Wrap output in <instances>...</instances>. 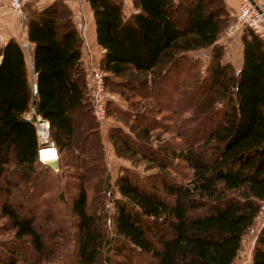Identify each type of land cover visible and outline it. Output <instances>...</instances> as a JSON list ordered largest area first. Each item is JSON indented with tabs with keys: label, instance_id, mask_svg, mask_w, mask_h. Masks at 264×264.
Listing matches in <instances>:
<instances>
[{
	"label": "trees",
	"instance_id": "16d2710c",
	"mask_svg": "<svg viewBox=\"0 0 264 264\" xmlns=\"http://www.w3.org/2000/svg\"><path fill=\"white\" fill-rule=\"evenodd\" d=\"M215 1L131 0L124 16L119 0H86L103 85L130 92H118L125 110L106 104L127 129L109 128L107 140L118 156L152 170L120 167L111 189L72 10L58 0L22 5L31 80L19 43H0V230L10 234L0 240V264L234 263L264 202V37L243 30L234 71L222 61L224 16ZM202 48L209 58L200 77L186 53ZM180 64L183 95L169 104L149 99ZM34 115L48 122L57 169L38 160ZM93 185L110 214L101 195L91 207ZM65 242L68 251L65 244L56 252ZM249 264H264V223Z\"/></svg>",
	"mask_w": 264,
	"mask_h": 264
},
{
	"label": "rangeland",
	"instance_id": "374dc122",
	"mask_svg": "<svg viewBox=\"0 0 264 264\" xmlns=\"http://www.w3.org/2000/svg\"><path fill=\"white\" fill-rule=\"evenodd\" d=\"M52 1L53 0H51L50 2H52ZM58 1L59 2L63 1L62 3L64 5H66V7H68L70 10H72L71 12L73 13V17L76 19V20L75 19H73V20L76 22L75 24H76L77 28L80 30L81 34L83 35L82 36L83 37V44H82V49H81V57H80V63L81 64L80 65H81V68H83L84 73H93V69L96 68L98 59H99L102 51H101L100 47L98 45H96V43L94 41L93 42L89 41V34L86 30V25H85V28L83 27V24H84V18L83 17L87 18L88 11L90 10L88 7V4H87L86 0H58ZM119 1L121 2L123 15L127 16L129 14V12H131L133 10L131 0H119ZM255 1L264 3V0H255ZM179 2L181 5L186 4L185 0H179ZM220 3L222 4V8H223L222 15L224 16V19H222L224 29L221 33V37H223V33H224L226 26L235 20V17H234L235 14L234 13H235V9H236L238 0H220ZM208 5H209V7L215 8L218 6V3L215 0H208ZM38 7H40V6H38V5L34 6L35 9ZM175 11H177L176 14H177V16H179L177 18V21L181 22V20L183 19L182 8L181 7H179V9L176 8ZM3 13H4V15H0V39L2 40V36L4 37L6 35H12L11 38H14L19 43V45L21 46V48L23 50L24 59H25L26 65H27V72H28V75H29L30 80H31L30 61H29L30 60L29 59L30 58V52H31V50H29V49H31V48L28 46V43L26 42L25 37H24L25 30H24V27H23L22 22H21L22 17L18 18L14 13H11L8 11L3 12ZM3 13H0V14H3ZM2 25L4 27H2ZM242 32H243V30H242ZM242 32L236 33L230 39H227V41H228L227 44H231V45L221 44V45H223L222 61L228 62L234 71L236 70V68L238 66V62H239L238 61L239 60L238 51H239V46L241 44L240 36H241ZM221 37L219 38V40H221V41L225 40L224 38H221ZM0 43H1V41H0ZM186 54L188 55V57H190L194 61V63L192 64L193 69H191V70H194L193 74L198 73L201 77L205 73V66L208 63L209 48H202V49H198V50L189 51ZM182 67H183L182 64H180L177 68H174L170 71V73L167 75V78L164 79L161 86L159 87V93L157 90L154 91V94H152L153 91H152V93H146L147 96L149 95V99L153 98V100L155 99L156 101H159V99H160V100H162V103L165 102L166 104H169L170 101L167 102L168 98L172 99L174 94H176V93L179 94V92H180L181 94H179V95H183L184 92L180 90L181 89L180 83H178L181 81V76L182 77L184 76V73L181 72ZM174 74H175V76H174ZM171 78H172V80H171ZM185 78H186V76H185ZM115 80L116 79H113V81H115ZM191 81H192L191 78H186V80H185L186 86L189 85V82H191ZM102 83H103V79H102ZM108 88H110V90L103 87V89L105 91L112 94L113 97L115 98V101L107 102L110 104L109 107H118L121 110H125L128 107L127 102L123 99L121 94L118 93L119 91L122 90V88L120 86L118 87L117 85H110ZM122 92L124 94H127V95L130 94L129 91H125V90L123 91L122 90ZM155 95H156V97H155ZM131 99L133 101H138V97H136L135 95L132 96ZM144 100H147V97L140 100L138 105L139 106L142 105V102ZM139 106H135L131 109H135L136 111H139L137 113H140V110L138 109ZM91 109H92V107H91ZM110 109H112V108L108 109L109 111L107 114H105L103 121L100 122V124H98V126H99L98 132H99V137H100L101 142L103 143V147H104V162H105V164L109 170V172H108L110 175V178H109V185L110 186L109 187L111 189V188H113V180L115 179L120 167H127L129 169L136 171L137 173H139L141 175L148 173L152 170L145 171V170H143L141 163L131 164L127 159H125L122 156H118L114 152L111 144L107 140L108 129L111 127H121L124 131H126L127 129L123 126L120 117H118L116 114H113L112 111H110ZM163 112H164V109H163ZM186 113H187V111H184L183 114H186ZM30 115H31V112L29 111L28 113L24 114V117H29ZM150 117H151L150 114L145 116V118H150ZM171 134L172 133H170V132L167 134H164V135H162V138H170V137H172ZM48 139L49 138H47V140ZM38 142H40V140H38ZM49 144H47V145L45 144V146H48ZM55 155H57L56 151H55ZM93 186H95V185H93ZM97 189H98V187L95 186L92 189L95 192H93V191L89 192V194L92 197L90 199L91 207L97 206L98 203H96V202L94 203L92 201H96V198L101 195L102 201H103V197L105 198L104 202L102 203V209H103V211L110 214L111 213V205H110V201H107L108 197L104 196L103 192H101L100 195L97 194V192H98V191H96ZM94 195H96V196H94ZM262 204H263V209L256 216L254 227L250 230V232H247V234H245V236L243 237L242 242H241L240 251L238 252L236 259H235L233 264H249L250 263V254H251V248H252L255 233L260 228V226L264 223V202ZM55 207L58 208V210L60 211V213H62V215L65 214V210H64L65 206L64 205H59V206L55 205ZM63 218H64V216H63ZM9 236H10V234H7L6 232L0 230V240H5ZM65 244H67L66 248L64 247ZM63 247L65 250L68 251L69 242H65L64 244L62 243V245L60 246V249L59 250L57 249L56 252L61 251ZM56 261H51L49 263L43 262L42 264H56ZM64 262H65V260H64ZM72 264H74V263L72 262Z\"/></svg>",
	"mask_w": 264,
	"mask_h": 264
},
{
	"label": "built area",
	"instance_id": "2783aa9c",
	"mask_svg": "<svg viewBox=\"0 0 264 264\" xmlns=\"http://www.w3.org/2000/svg\"><path fill=\"white\" fill-rule=\"evenodd\" d=\"M40 0H0V13L11 12L18 18L22 17V5L24 3H30L37 5ZM235 20L229 23L223 33L226 42L236 33L242 32L244 29H248L253 34L264 37V3L255 0H238L235 12ZM83 36V35H82ZM104 73L100 70L97 62V66L93 69V73H84V86L87 94L90 98L92 114L98 124L103 121L105 116V107L107 102L115 101L112 94L103 89ZM33 114V110H30ZM33 125L35 127V135L39 146H45L49 144L53 146L52 141L49 138L48 122L42 119L39 115H34ZM31 120V115L25 117ZM46 136L45 139L40 138L41 134ZM40 140V142H38ZM263 209V204L260 206V211Z\"/></svg>",
	"mask_w": 264,
	"mask_h": 264
},
{
	"label": "crops",
	"instance_id": "0c3cea01",
	"mask_svg": "<svg viewBox=\"0 0 264 264\" xmlns=\"http://www.w3.org/2000/svg\"><path fill=\"white\" fill-rule=\"evenodd\" d=\"M51 0H41L40 2L37 3L38 6H45L46 4H48ZM235 12H236V9H235ZM235 14V13H234ZM0 15H4L3 14H0ZM84 18V24H83V27L85 28V25H86V30L89 34V41L90 42H95V34H94V24H93V18H92V14L90 12V10L88 11V14H87V18L83 17ZM73 19H75L73 17ZM76 20V19H75ZM76 23V22H75ZM2 27H4L2 25ZM6 33V32H5ZM7 34V33H6ZM12 35H6V36H2V40L0 39L1 41V44H3L6 40H8L9 38H11ZM85 36V35H84ZM24 37H25V34H24ZM221 42L222 44L224 45H231V44H227L228 41L226 42H222L221 40H218V42ZM96 43V42H95ZM239 44V43H238ZM97 45V44H96ZM238 55H239V62H238V66L236 68L235 71H237L239 69V66H240V62H241V44L239 46V51H238Z\"/></svg>",
	"mask_w": 264,
	"mask_h": 264
},
{
	"label": "bare ground",
	"instance_id": "6f19581e",
	"mask_svg": "<svg viewBox=\"0 0 264 264\" xmlns=\"http://www.w3.org/2000/svg\"><path fill=\"white\" fill-rule=\"evenodd\" d=\"M30 52V51H29ZM41 137L40 138H43L45 139L46 136H44V134L42 133L40 135ZM40 152H38V156L40 157L39 160L42 162V163H49V162H52V161H55L57 159V155H55V148L51 145H48V146H42L40 149H39Z\"/></svg>",
	"mask_w": 264,
	"mask_h": 264
},
{
	"label": "water",
	"instance_id": "95a60500",
	"mask_svg": "<svg viewBox=\"0 0 264 264\" xmlns=\"http://www.w3.org/2000/svg\"><path fill=\"white\" fill-rule=\"evenodd\" d=\"M40 147H42V146H39V149H40ZM37 157H38V152H37ZM44 164L50 166L53 169H57V167H58V161H57V159L55 161H52V162H49V163H44Z\"/></svg>",
	"mask_w": 264,
	"mask_h": 264
}]
</instances>
